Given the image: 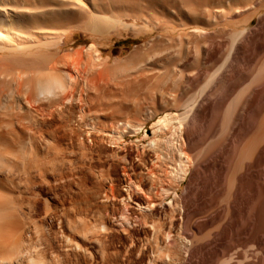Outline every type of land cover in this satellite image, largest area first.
I'll list each match as a JSON object with an SVG mask.
<instances>
[{"label":"bare ground","instance_id":"6f19581e","mask_svg":"<svg viewBox=\"0 0 264 264\" xmlns=\"http://www.w3.org/2000/svg\"><path fill=\"white\" fill-rule=\"evenodd\" d=\"M263 105L264 0H0V264H258Z\"/></svg>","mask_w":264,"mask_h":264},{"label":"rangeland","instance_id":"374dc122","mask_svg":"<svg viewBox=\"0 0 264 264\" xmlns=\"http://www.w3.org/2000/svg\"><path fill=\"white\" fill-rule=\"evenodd\" d=\"M214 6L216 8L217 7V4L216 3H213V4L209 5V6H207V9L213 10V9H215ZM228 27H229L228 25H224V28H228ZM177 33H179V32H177ZM92 37H93V35L91 33H88V32L76 31V32L70 33L67 36L66 40L64 41V45H65L64 48L65 49L77 48V47L80 46L79 44L82 41H84L85 44L87 45V44H89L91 42ZM125 38H126V36H123L122 38H119V39L112 38L111 40H109L106 37L104 38V37H101V36H95V41L100 46V49L101 50L102 49H105V54L106 55H108V56H110V57L113 58V57H118V56H122V55H125V54L129 53L130 50L135 45H138V44H140V43H142V42H144L146 40L151 39L152 36L150 37V35H149L146 38H142V39H138V40L135 39L133 41L132 40H129V41H127V43L124 42V39ZM263 107H264V105H263ZM262 110H264V109H262ZM260 112L261 113H259V114H262L263 111L260 110ZM257 117H259V115L258 116L257 115L255 116L256 119H258ZM252 127H250V128H252ZM250 128H247L246 131H244L245 133L243 132L241 134V136H242V138H241L242 140L241 141L244 142L251 135V133L253 132V128L254 127L252 129H250ZM243 134H245V135H243ZM243 142H241V143H243ZM263 171L264 170L262 169L260 171L261 173L259 172L260 173V174H258L259 179H257V183H258L257 185H258V187L260 188L262 186V188H263V190H262V188H260V189L258 188L257 189V194H256L257 195L256 196L257 206H258V203H260L262 200H264V185H263L264 184V172ZM260 191H261L262 195H261ZM259 196L260 197L262 196L263 198L260 199ZM258 199L260 201H258ZM259 242H258V251H259V255H258L259 261H258V264H264V257H263L264 256V253H263L264 252V237L259 238ZM262 250H263V252H262ZM261 260H263V261H261Z\"/></svg>","mask_w":264,"mask_h":264}]
</instances>
